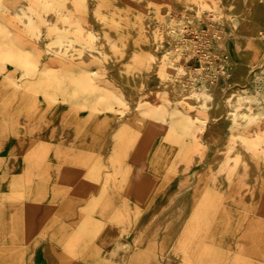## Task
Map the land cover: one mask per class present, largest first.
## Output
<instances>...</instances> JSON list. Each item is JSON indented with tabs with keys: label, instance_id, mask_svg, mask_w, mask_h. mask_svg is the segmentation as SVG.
<instances>
[{
	"label": "rangeland",
	"instance_id": "obj_1",
	"mask_svg": "<svg viewBox=\"0 0 264 264\" xmlns=\"http://www.w3.org/2000/svg\"><path fill=\"white\" fill-rule=\"evenodd\" d=\"M235 1L0 2V264H264V46L245 18L254 0L241 16ZM66 27L95 29L92 43L128 77H147L143 90L192 86L174 63L208 72L217 28L250 65L244 86L259 110L210 146L202 105L132 112L103 58L66 51Z\"/></svg>",
	"mask_w": 264,
	"mask_h": 264
},
{
	"label": "bare ground",
	"instance_id": "obj_2",
	"mask_svg": "<svg viewBox=\"0 0 264 264\" xmlns=\"http://www.w3.org/2000/svg\"><path fill=\"white\" fill-rule=\"evenodd\" d=\"M1 1L2 0H0V2ZM244 1L245 0L235 1V14L240 15L243 13L245 6ZM85 2L91 6L95 0H85ZM74 3V0H65L64 5L66 4L65 7L69 9H75L76 7ZM248 7L249 9L245 13V18L253 25L255 32H257L256 34L259 35L261 43L264 46V37L261 36V34H264V0H254ZM173 9L177 11L184 10L191 16L194 11L191 7L186 8L181 5H173ZM101 16L105 17L107 15L101 13ZM53 18H55V16H50V19L53 20ZM245 22L246 21L244 20L242 25ZM57 27L64 28L60 24H58ZM66 28V38L63 39L66 45V51H68L71 56L78 55L87 63L90 62L93 53H97L99 57L103 58L105 65L107 66L109 81L117 83L122 87L124 98H126L125 94L134 98L135 103L133 105L132 112L139 111L142 104H148L150 110L160 116L162 115V112L168 109L172 103H175L177 108L184 113L194 115L191 108L195 105H202L205 112L204 115H201L202 126L206 130L204 133V141L210 146L216 147L221 144L224 139V131L228 126H232L234 122L237 121L240 123L246 121L248 119V115L250 114L251 105L254 104L252 110H259V108L255 106V101L250 99L246 94L244 86V83L248 80V73L251 68L250 65L246 61L237 62L231 57L228 34L220 33L217 28L213 27L217 40L213 42L214 40L210 39L209 44L205 47L207 53L206 58L211 63V66L207 69L208 72L206 71V68H201L196 74L193 73L190 66L182 64L179 61L174 63V65L178 67L181 72H183V79L193 81L192 86H186L181 90L176 89L173 80L168 84L150 86L149 88H144L143 90L142 82L147 83V77L144 76V74L142 75L139 70H135V75L137 76H134L135 79L128 77L125 72L122 71L123 66L117 63V61L113 59V55H110L107 52V47L95 46L92 43L94 37L96 38L95 40L99 39L95 29L83 28L84 30H80L76 27ZM239 29L241 30L242 26L238 27V30ZM79 30L81 32H79ZM50 40V35L48 33H44L43 41L48 44ZM163 40H166L164 42H166L171 49L175 50L178 47L177 38L174 36L172 27L167 26L165 28ZM155 46L158 48L160 43L156 42ZM64 49L65 48H62L60 50ZM217 55L221 57V62L217 61ZM206 58L202 60L203 66H206V63L208 62H206ZM162 62H165L164 58H162L160 62L158 61L157 66L160 67ZM220 70H222V77L219 74ZM197 79H200L201 83H198ZM229 84L230 86H228ZM162 91L165 92L167 97H160V93ZM260 115L263 116L264 112H261ZM104 144L106 148L109 144V140H106ZM219 159L220 158L214 159L216 164L219 162ZM142 170L143 167L138 168L139 173ZM255 172L256 170L254 166L250 165L249 174L251 178L254 177Z\"/></svg>",
	"mask_w": 264,
	"mask_h": 264
}]
</instances>
